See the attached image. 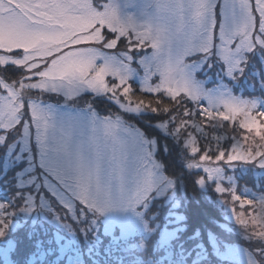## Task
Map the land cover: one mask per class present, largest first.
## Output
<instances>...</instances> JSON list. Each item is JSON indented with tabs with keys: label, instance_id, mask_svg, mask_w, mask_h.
I'll return each instance as SVG.
<instances>
[{
	"label": "rangeland",
	"instance_id": "obj_1",
	"mask_svg": "<svg viewBox=\"0 0 264 264\" xmlns=\"http://www.w3.org/2000/svg\"><path fill=\"white\" fill-rule=\"evenodd\" d=\"M260 49L264 0H0V172L7 185L16 181L18 189L39 195L44 189L54 206L78 216L75 223L90 216L94 226L80 225L82 238H97L93 229L103 234L116 218L135 219V231L125 232L138 241L128 249L147 251L155 237L143 223L154 205L182 214L156 141L133 123L139 106L130 85L147 94L187 96L217 129L228 122L246 131L224 159L185 164L204 172L201 188L215 185L225 231L252 242L231 243L229 261L264 264L258 251V243L264 245V77L250 62ZM8 67L21 69L13 73L21 92L5 78L12 76ZM25 92L67 103L28 100ZM235 196L253 204L241 206ZM22 204L23 223L30 224L35 198ZM40 206L41 215L61 218L45 196ZM3 210L0 201V218ZM55 225L68 231L61 221ZM65 245L63 254L76 238ZM11 251L3 254L6 264ZM82 263L77 252L66 264Z\"/></svg>",
	"mask_w": 264,
	"mask_h": 264
},
{
	"label": "trees",
	"instance_id": "obj_2",
	"mask_svg": "<svg viewBox=\"0 0 264 264\" xmlns=\"http://www.w3.org/2000/svg\"><path fill=\"white\" fill-rule=\"evenodd\" d=\"M250 58V62L253 61L255 66L252 69L258 71L260 76L264 77V49L256 51ZM1 68L0 66V70ZM252 69L250 68V71ZM6 70H8L5 71L6 76L9 73L12 75L5 77L8 81H16L15 79L19 76L15 74L21 71V69L12 67H8ZM13 73H15L16 77ZM247 77H252L257 81L251 74ZM130 88L132 90L131 95L134 96L133 101L139 106V113L131 116L134 121L133 123L147 140L156 141L157 158L162 164L165 175L176 182V199L180 205V209L177 212L187 216L189 232L193 228H200L205 234L211 231L217 237L223 232L233 244L241 242L245 246L251 245L252 242H246L239 238L240 236L227 233L224 228L219 227L224 224L225 220L223 208L219 205V194L216 191L215 185L209 184L205 186L207 188H201L200 181H207L204 172L196 168L188 170L185 167L186 159H191L198 163L208 160L213 163L219 160L217 158L221 153L227 156V152H230L234 143L238 139L243 140L246 131L236 123L231 124L228 122H225L224 125L217 129L214 121L203 113L202 106L187 98V96L182 95L177 98H170L161 93L147 94L142 92L135 83H131ZM260 96L264 98V94H260ZM53 98L51 97V102L60 104L58 98ZM98 103L99 106L96 107L97 111L100 112V115L105 114L102 110L106 112V109L103 108L106 105L101 102ZM133 103L131 104L134 106ZM19 130L20 128L17 127L13 131L14 135H19ZM2 154V150L0 149V155ZM7 183L8 176L0 172V201L4 204L0 224L4 225L3 230H7L8 228L15 230L13 239L16 246L10 253L12 264H25L27 258L36 251L35 244L37 240H43L45 242L44 247L48 248L47 241L51 238L54 230H57L59 234L65 237V244H68L69 238L71 241L76 238V246L69 247V251L62 255L59 264H66L69 258L77 252L83 258L82 264H93V261L96 264H116L115 255L112 257L104 255V247L108 244V240L103 237L102 232L101 236L97 238L104 239V244L100 245L99 248L96 247L99 240L95 236L86 235L85 238H82L79 226L87 225L89 228L94 226L88 219L90 216L82 220L79 215V222L75 223L78 216L76 215V220H74L69 212L54 206L53 200L50 196L46 195L44 189H40L42 195H39L35 194L32 188L18 189L16 181L14 185H7ZM42 196H45L60 217L64 218L61 221L62 226L68 227V231L63 228L58 229L56 225L53 227H41V225L37 224L33 228L31 222L30 224L23 223L21 209L24 206L22 204L23 200L28 201L29 197H34L37 204L35 210L41 214L40 199ZM157 207V204L154 205V208L152 207V213L157 210ZM164 210L166 211V209ZM29 232L32 233L31 239L28 238ZM230 237H234V239ZM137 241L138 239L126 240L120 245V248L128 249L130 245H133L132 243H136ZM253 244L256 246V242ZM153 246L154 242H151L148 245L147 251L134 252L129 250L122 252L125 264H131L134 257H146L151 252ZM4 247L5 250L10 248L8 245H4ZM51 247L55 249L56 246L51 245ZM258 247L262 249L264 245L258 243ZM90 251L91 256L89 255ZM209 252L214 255L210 245ZM56 259V254L48 256L45 264H52ZM205 264H213L212 255L209 256ZM228 264L234 263L228 261Z\"/></svg>",
	"mask_w": 264,
	"mask_h": 264
},
{
	"label": "snow or ice",
	"instance_id": "obj_3",
	"mask_svg": "<svg viewBox=\"0 0 264 264\" xmlns=\"http://www.w3.org/2000/svg\"><path fill=\"white\" fill-rule=\"evenodd\" d=\"M217 159H224V154L221 153ZM233 159H244V157H228V160ZM260 167H264V164H261ZM215 171L221 172L222 170L216 169ZM234 199L241 200V206L253 204L252 200H242L239 196H235ZM164 209L165 205L161 204L155 212L144 217L143 227L149 229L151 235L155 237V244L146 257H134L131 264H205L210 255H212L213 264H228L229 259L234 254V249L228 236L224 235L223 232L218 237L214 236L211 231L205 234L200 228H193L189 232L186 215H173L172 209L167 211ZM179 209L180 205H175V210L178 211ZM240 215L243 214L241 213ZM63 219L61 217L57 220L54 216L36 213L35 218L32 219V227H36L37 220L42 221L41 227L45 224L53 227ZM239 222L241 224L248 223L247 220H239ZM252 223L255 225L260 223V221L253 218ZM137 227L138 224L135 219L125 218H116L106 224L103 229V237L108 240V244L104 247V255L106 257L115 255L116 264H125L122 252L129 251V249L120 248V245L129 239L125 228L134 232ZM219 227L223 228L224 226L220 225ZM3 229L4 225L0 224V264H5L3 256L5 253L4 245H8L11 249L16 246L13 239L15 230L12 228ZM93 231H96L97 237L101 236V232L98 229H93ZM28 238H32L31 232L28 233ZM47 243L49 247L45 248V242L37 240L35 244L36 251L27 258L25 264H45L47 257L54 254L57 255V259L52 264H59L66 247L65 237L59 235L57 230H54ZM67 243H72L70 238ZM102 244H104V239H100L96 247L99 248ZM51 245H55V249ZM209 245L214 255L209 252ZM258 251H264V249H259ZM89 255L91 256V251ZM8 264H12V261L8 260ZM93 264H96V262L93 261Z\"/></svg>",
	"mask_w": 264,
	"mask_h": 264
},
{
	"label": "flooded vegetation",
	"instance_id": "obj_4",
	"mask_svg": "<svg viewBox=\"0 0 264 264\" xmlns=\"http://www.w3.org/2000/svg\"><path fill=\"white\" fill-rule=\"evenodd\" d=\"M10 84H11V86L15 87L16 90L21 89V88H19V86H16V84H17L16 81H11ZM21 91H22V89H21ZM23 94H25V96L28 100L38 99V100H44L45 102H51L50 97H47L46 99H44V97H43L44 95H42V94L40 95V94L34 93L33 95H29L28 92H25ZM41 96H42V98H40Z\"/></svg>",
	"mask_w": 264,
	"mask_h": 264
},
{
	"label": "water",
	"instance_id": "obj_5",
	"mask_svg": "<svg viewBox=\"0 0 264 264\" xmlns=\"http://www.w3.org/2000/svg\"><path fill=\"white\" fill-rule=\"evenodd\" d=\"M18 92H21V89H19ZM40 98H42V97H40ZM66 103H67L66 101H63V102H62V105L65 106ZM190 167H192V164H189V165L187 166V168H190Z\"/></svg>",
	"mask_w": 264,
	"mask_h": 264
}]
</instances>
